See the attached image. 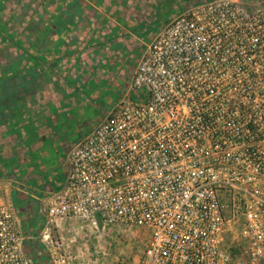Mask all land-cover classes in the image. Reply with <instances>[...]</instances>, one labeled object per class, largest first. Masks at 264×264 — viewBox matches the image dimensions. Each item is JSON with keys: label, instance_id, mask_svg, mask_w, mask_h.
I'll list each match as a JSON object with an SVG mask.
<instances>
[{"label": "built area", "instance_id": "1", "mask_svg": "<svg viewBox=\"0 0 264 264\" xmlns=\"http://www.w3.org/2000/svg\"><path fill=\"white\" fill-rule=\"evenodd\" d=\"M125 88L131 98L69 147L60 188L40 202L46 222L147 228L136 264H264V9H184ZM49 259L68 264L60 243ZM0 264H35L6 202Z\"/></svg>", "mask_w": 264, "mask_h": 264}, {"label": "rangeland", "instance_id": "2", "mask_svg": "<svg viewBox=\"0 0 264 264\" xmlns=\"http://www.w3.org/2000/svg\"><path fill=\"white\" fill-rule=\"evenodd\" d=\"M241 2L248 9H264V0H241ZM181 4L174 2V8H166L161 4L154 12L150 11V15H145V26L130 30L132 38L128 40L126 49L120 48L119 45L117 47L121 56L116 58L114 67L104 71L105 76L100 77V81L97 79V86L94 87L95 92L92 94L94 105H82L77 118L74 115V118L58 121L53 126L54 131L49 134L50 140L44 146H40L42 153L36 156L37 159L42 158L45 162L42 176L45 174L48 177V183L56 185L62 180L64 161L71 144L87 134L120 100L131 98L125 96V84L131 74L129 72L135 68L140 55L139 44L145 42L146 45L171 17L181 13ZM142 31L145 33L141 34ZM86 91L89 96V87ZM26 134L24 133V136ZM31 153L35 154L33 151ZM28 178L30 177L23 175L10 179L15 182V188L23 191L24 186L22 189L20 186L25 184V181H30ZM10 190L8 188L6 199L10 195ZM13 192L16 198L24 195L17 190ZM23 192L27 193L25 197L29 196L28 191ZM3 195L0 197L3 198ZM4 198L2 201L11 204L15 211L23 250L35 264H50L49 255L56 243L62 245L68 264H136L148 240V229L142 227L124 225L102 227L80 219H56L47 223L43 214L39 212L42 206L28 204L21 211L18 208L21 206L20 201L10 198L6 201ZM230 239L228 237L229 241Z\"/></svg>", "mask_w": 264, "mask_h": 264}, {"label": "flooded vegetation", "instance_id": "3", "mask_svg": "<svg viewBox=\"0 0 264 264\" xmlns=\"http://www.w3.org/2000/svg\"><path fill=\"white\" fill-rule=\"evenodd\" d=\"M203 1L206 0H154L152 5L157 7L162 4L166 8H174V2H181L180 9L183 11ZM138 5L145 7V0H0V115H13L17 111L15 108H18L21 116H28L30 108L41 109L38 102L32 99L29 101V97L36 98L35 89L47 91L53 82L61 86L63 79L60 74L51 76L52 60L56 50L64 48L66 39L71 35L68 24L72 25V21L78 20L97 29L102 26L101 29L107 31L115 23L129 25L126 14L135 9L139 11ZM137 19L138 24L144 22L145 13ZM110 57L108 65L112 68L115 60ZM65 73L81 91L83 84L88 83L89 88L93 89L97 81L96 75L91 72L83 75L74 66L70 67V72L67 70ZM33 91L35 96L30 94ZM60 96L62 102L69 99L67 97L64 100L66 96L63 94ZM82 97L74 95V106H63V116L58 121L64 120V116L74 118L75 115L77 118L81 111ZM93 97L89 106L94 105Z\"/></svg>", "mask_w": 264, "mask_h": 264}, {"label": "crops", "instance_id": "4", "mask_svg": "<svg viewBox=\"0 0 264 264\" xmlns=\"http://www.w3.org/2000/svg\"><path fill=\"white\" fill-rule=\"evenodd\" d=\"M152 4H154V0H145V7H140L138 5L139 11L135 9L126 14V17L129 18L130 25L115 23L113 28L107 31H103L101 29L102 26L97 29L87 22L84 23L78 20L72 21V25L68 24V30H71L70 37L66 39L64 48H58L56 50L57 52H55L52 60L53 67L51 76L56 77L60 74L64 83L62 82L61 86H59L57 82H53L47 88V91L42 88L35 89V91H37L36 98L29 97V101L32 99L38 102V104L41 105V109L36 107L35 110H32L30 108L28 116H21L22 113H20L18 108H15L17 111H13V115H0V196L4 194L3 198L5 197L4 199L6 201H8L9 198L20 201L21 206L18 208L22 211L25 205H40L47 191L51 189L57 191L60 188L64 176L56 185L48 183V177H46L45 174L42 176L45 162L42 158L37 159L36 156L42 153L39 149L40 146H44L46 142L50 140L51 137L49 134L54 131L53 126L58 123V118L63 116V113H61L62 107L74 106V95H83L80 106H89L88 103H90L92 94L95 92L94 88H89L90 95L88 96L85 87H89L88 83L83 84L81 91L77 88L75 81H73L70 76H67L65 72L67 70L70 72V67L74 66V68L82 72L83 75L91 72L96 75L97 79L100 81V77L105 76L103 72L109 69L108 64L111 59L110 56H112L114 60L121 56L117 51L118 45L120 48L126 49L128 40L132 38L130 30L132 28L138 29L145 26V21L139 24L136 22L138 20L137 17H139L137 15H142L144 13L145 15H150V11L154 12L156 8ZM138 6L136 7L138 8ZM157 7H160V4ZM144 33L145 32L142 31L141 34ZM137 34L139 35V33ZM139 45L140 49H142L145 46V42ZM78 60L79 62L76 63ZM94 83V87L97 86V82ZM30 94L35 96L34 91ZM61 94L66 96L64 100L67 97L69 99L62 102ZM45 97H48V99L46 100ZM75 106L78 107L76 104ZM62 118L64 120L66 119L65 116ZM24 133H27L26 136H24ZM32 151L35 152V154H32ZM23 175L30 177L28 178L30 181H25V184L20 186L21 189L24 186L23 189H25L23 191L26 190L29 192V196L26 195L28 198L25 197L27 193L15 188V182L10 179H16ZM8 188L11 190L8 199H6L8 196ZM13 190H17L24 195H19V198H16ZM3 198L0 197V202H3Z\"/></svg>", "mask_w": 264, "mask_h": 264}, {"label": "trees", "instance_id": "5", "mask_svg": "<svg viewBox=\"0 0 264 264\" xmlns=\"http://www.w3.org/2000/svg\"><path fill=\"white\" fill-rule=\"evenodd\" d=\"M16 201V200H15Z\"/></svg>", "mask_w": 264, "mask_h": 264}]
</instances>
